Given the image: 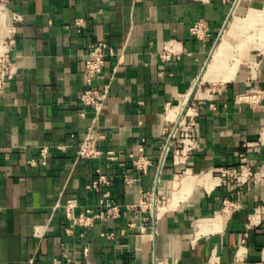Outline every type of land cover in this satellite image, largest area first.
<instances>
[{
	"label": "crops",
	"instance_id": "0c3cea01",
	"mask_svg": "<svg viewBox=\"0 0 264 264\" xmlns=\"http://www.w3.org/2000/svg\"><path fill=\"white\" fill-rule=\"evenodd\" d=\"M250 7L264 8V0H242L238 14ZM232 11L222 0H0V52L13 33L17 68L0 106V264L32 257L63 264H264V177L238 189L213 174L237 166L241 152L253 172L264 167V46L230 79L216 81L220 86L205 88L210 82L202 80ZM200 20L211 35L204 41L191 34ZM99 42L115 55L98 83L110 84V92L96 113L79 95L85 56ZM165 51L171 59L162 58ZM192 91L199 149L190 172L196 180L211 174L212 187L196 181L183 189L186 171L155 220L145 221L147 211L124 210L116 219L71 227L69 200L77 201L76 215L98 207L101 192L88 189L97 170L123 207L156 187L165 131L185 106L177 118L169 111ZM249 92L261 94L257 103L237 102ZM89 132L106 135L102 148L119 160L77 162ZM141 145L154 165L138 174L130 155ZM174 173L168 161L160 196L172 193ZM228 201L235 207L225 213Z\"/></svg>",
	"mask_w": 264,
	"mask_h": 264
},
{
	"label": "built area",
	"instance_id": "2783aa9c",
	"mask_svg": "<svg viewBox=\"0 0 264 264\" xmlns=\"http://www.w3.org/2000/svg\"><path fill=\"white\" fill-rule=\"evenodd\" d=\"M224 3L234 4L236 0H222ZM77 26L82 28L83 23L77 22ZM13 34V33H12ZM9 35L1 43L2 51L0 52V106L3 97L7 91L10 82L14 79L17 68L13 61L12 51L15 48V39ZM191 34L197 39L204 41L208 39L210 35L209 25L206 21L200 20L191 28ZM220 38V37H219ZM219 38L216 40L218 42ZM115 55L114 49H112L108 43L99 42L90 47L85 59H84V73L86 77L85 89L80 93V102L88 108L93 109L96 113H99L104 108V103L108 98L110 92V84L104 85L103 88L99 86V80L102 77L107 60ZM162 58L165 60L171 59V54L165 51L162 54ZM261 98V94L258 92H249L240 94L237 97L238 103L255 104ZM190 107L193 109L192 99L190 101ZM197 115H185L182 116L180 121L172 122L171 127L165 131L164 144L161 147L158 173L156 178V187L152 191H141L140 202L137 205H130L123 207L114 201L109 188L111 187V181L102 173L101 170H97V177L88 186L90 190H96L101 192V197L97 209H88L87 211L76 215L75 211L78 206L76 200H69L65 205V210L69 219L72 220L71 227H90L96 219L109 220L116 219L121 216L124 210L133 212L138 216L142 211H147L150 216L145 219H156V209L165 207L170 204L173 196V191L176 190L173 184L172 193L165 196L159 195V186L163 180V169L168 161H172V165L175 168L174 182L179 180V176L183 175L186 171H191V161L193 156L199 149L197 140ZM106 140V135L99 134L94 135L89 132L78 145L76 151L77 162H83L87 160H99L105 159L110 162H117L119 156L114 151H105L102 148L103 141ZM250 144H245V148H249ZM48 151L43 149L41 151L42 164H47ZM132 166L138 174L147 173L154 165L153 159L145 152L144 146L139 147L137 155H130ZM260 172H253L248 161V154L241 152L239 154V164L231 168H221L213 172L219 183L223 186L228 184H234L238 189H242L248 183L253 180L256 181L260 177H264V167ZM131 182V179H127ZM105 188V190H103ZM103 190V191H102ZM235 203L230 201L226 202L223 208V212H227L229 209L234 208ZM27 264H63V261L54 259L52 261H41L36 257L29 259Z\"/></svg>",
	"mask_w": 264,
	"mask_h": 264
},
{
	"label": "bare ground",
	"instance_id": "6f19581e",
	"mask_svg": "<svg viewBox=\"0 0 264 264\" xmlns=\"http://www.w3.org/2000/svg\"><path fill=\"white\" fill-rule=\"evenodd\" d=\"M235 9H233L232 14L234 13ZM245 23H250L253 26H257V24H262L264 23V10L262 11H257V10H251V12L248 14V16L244 19ZM237 22L231 24L229 29L226 31H223V34L221 35L220 43L217 44L215 49L212 52V59L210 57V60L207 63V67L205 69V74L203 76V81L204 82H216L221 79L226 80L230 79V75L233 74L232 72L235 70L237 63H232L229 66V59L231 58L232 54L230 52V49L232 48L233 45H236L238 41V35L240 33H246L247 31L244 30L246 25H243L242 29L237 26ZM247 27V26H246ZM260 34V33H259ZM240 38V37H239ZM242 41V40H241ZM244 41V40H243ZM243 43V42H241ZM232 50V49H231ZM215 51V53H214ZM234 59V58H231ZM228 71V73L226 72ZM230 73V75H229ZM198 83V82H197ZM196 83V85H198ZM193 91L191 93L190 98L186 97L181 105L177 108L170 109L169 114L171 117L177 118V115L182 111V107L185 106L183 109L178 121H180L182 116L185 115H191L192 109L189 107V102L192 98ZM202 96V94H201ZM193 115V114H192ZM177 121V122H178ZM187 175L182 178V187L183 189H188L190 185H192L194 182L198 181L202 185L211 188L213 185V177L211 174H206L201 176L200 178H196L191 174L190 171H187ZM219 182V181H218Z\"/></svg>",
	"mask_w": 264,
	"mask_h": 264
},
{
	"label": "rangeland",
	"instance_id": "374dc122",
	"mask_svg": "<svg viewBox=\"0 0 264 264\" xmlns=\"http://www.w3.org/2000/svg\"><path fill=\"white\" fill-rule=\"evenodd\" d=\"M238 1H239V3H238ZM232 3H233V1L231 2L232 10L235 8H236V10H235V13H233V15L231 16V19L229 20V22L226 24V26H225L226 29H229L231 24L236 23V22L238 23L237 26L240 28V30L242 29V27H244L243 25L247 26V27L245 26V28H244V30L247 31V34L246 33H244V34L240 33L238 35V41H237L236 45L232 46V48H231L232 50L230 49V52L232 54L231 58H234V59L230 58L229 63H231V64L237 63L238 65H240L241 63H244L247 59H249L253 54L259 53L264 46V23L257 24V26H253L250 23L244 24L245 23L244 19L246 18L247 14H249L251 12V10L262 11V10H264V8H261V7L255 8V9H253L252 7L248 8V9L246 8L243 11V14L240 15V14H238V9L242 5V0H236V2L234 4H232ZM220 39H221V37L219 38L217 44L220 43ZM241 42H243V43H241ZM220 83L221 82H218V83L217 82H210V83L205 85V88L217 87V86L221 85ZM189 107H190V102H189ZM192 114H194L193 109H192L191 115ZM181 177L182 176H179L178 177L179 180L175 181V183L180 181ZM175 183H173V184L175 185ZM178 187H180V185Z\"/></svg>",
	"mask_w": 264,
	"mask_h": 264
},
{
	"label": "water",
	"instance_id": "95a60500",
	"mask_svg": "<svg viewBox=\"0 0 264 264\" xmlns=\"http://www.w3.org/2000/svg\"><path fill=\"white\" fill-rule=\"evenodd\" d=\"M228 22H229V20H228ZM228 22H227V23H228ZM227 23H226V24H227ZM225 26H226V25H225ZM225 28H226V27H224V29H225ZM224 29H223V30H224ZM216 46H217V43H216ZM216 46H215V47H216ZM214 49H215V48H214ZM199 82H200V79L198 80V83H197V84H199Z\"/></svg>",
	"mask_w": 264,
	"mask_h": 264
}]
</instances>
